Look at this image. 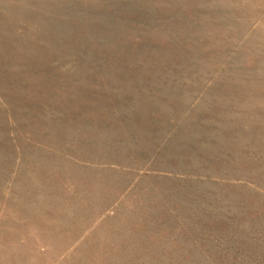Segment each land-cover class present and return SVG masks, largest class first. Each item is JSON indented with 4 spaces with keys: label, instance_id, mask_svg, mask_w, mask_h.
Returning <instances> with one entry per match:
<instances>
[{
    "label": "rangeland",
    "instance_id": "rangeland-1",
    "mask_svg": "<svg viewBox=\"0 0 264 264\" xmlns=\"http://www.w3.org/2000/svg\"><path fill=\"white\" fill-rule=\"evenodd\" d=\"M0 264H264V0H0Z\"/></svg>",
    "mask_w": 264,
    "mask_h": 264
}]
</instances>
